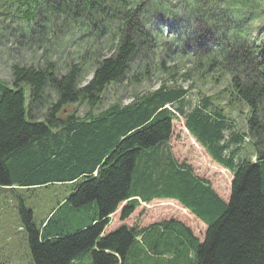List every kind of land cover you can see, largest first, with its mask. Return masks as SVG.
Listing matches in <instances>:
<instances>
[{
	"label": "trees",
	"instance_id": "obj_1",
	"mask_svg": "<svg viewBox=\"0 0 264 264\" xmlns=\"http://www.w3.org/2000/svg\"><path fill=\"white\" fill-rule=\"evenodd\" d=\"M263 16V0H0V17L28 23L54 58L67 37L61 29L78 36L70 62L15 64L11 83L0 80V188L69 190L38 227L19 207L33 264H264V40L250 31ZM143 50L155 60L145 79L168 81L98 110ZM193 79L214 87L224 79L228 89L187 106L189 88L167 84ZM72 105L88 111L78 116ZM238 107L245 132L231 119ZM179 118L231 174L227 202L172 155ZM245 139L254 160L241 155ZM155 199L203 223L202 242L175 220L105 233L121 204L124 221Z\"/></svg>",
	"mask_w": 264,
	"mask_h": 264
},
{
	"label": "rangeland",
	"instance_id": "obj_2",
	"mask_svg": "<svg viewBox=\"0 0 264 264\" xmlns=\"http://www.w3.org/2000/svg\"><path fill=\"white\" fill-rule=\"evenodd\" d=\"M29 29L30 25L28 23L19 25L16 20L10 22L8 19L0 17V80L8 85L12 80L11 67L15 64L35 66L36 63L41 62L42 58L43 65L47 60L56 61V59L61 58L62 61L70 62L72 59L70 56L76 47L78 36L74 35L75 32L71 28L66 29L64 32L62 29L59 31L61 36L67 37L56 58L52 54L50 42L48 43L49 45L40 44L38 35L36 33L31 34ZM250 31L253 39L260 33L262 35L260 42L264 40V16L251 26ZM49 32L48 41H52L56 38L57 33L51 30ZM199 35L201 34L199 33ZM201 45V53L203 54L205 53L203 52L205 44ZM181 46L183 44H178L173 49ZM147 51L149 50H143L134 59L130 74L125 79H122L111 93L104 96L98 110H102L113 103L127 104L136 95L152 91L161 85L162 82L168 81L165 78L145 79L146 67H152L155 61L147 58ZM199 58L204 60L202 57ZM135 71L138 75L144 77V79H137L136 84L130 79ZM209 80L201 82L198 79H193V81L188 83L176 80L175 83L171 81L172 83L167 84V87L181 86L184 89L189 88L186 104L190 106L194 104L197 97L203 95L211 96L215 94L217 89H228L224 79H220L217 87H214ZM226 103L224 101L221 104L225 105ZM42 104L43 106L40 107L39 105L37 107L38 112L33 115L35 120H42L47 110L48 103L44 100ZM72 107L75 112L79 113L78 116H82L88 111L86 106L72 105ZM245 116L246 113L240 107L231 113V119L236 123L240 132L246 131L244 128ZM244 143L241 153L242 157L254 160L251 140L245 139ZM168 146L179 163L189 165L194 175L208 181L214 192L224 202L228 201L232 180L231 174L214 163L207 153L195 143L184 128L182 119L173 122L172 135L168 141ZM68 193V187L58 184L24 190L0 188V263L33 264L28 245V235L19 211L21 203L26 209L31 210L32 221L38 227L40 222L48 216L52 209L56 208L58 202L66 197ZM123 204L111 216L105 233L115 230L120 225L143 228L156 222L175 220L188 227L193 236L198 238L200 242L204 238L205 225L174 200L155 199L148 204L140 203L139 207L127 219L120 221L119 215Z\"/></svg>",
	"mask_w": 264,
	"mask_h": 264
}]
</instances>
